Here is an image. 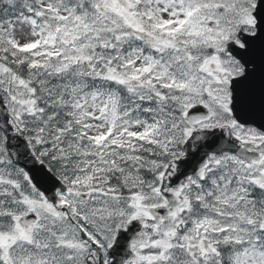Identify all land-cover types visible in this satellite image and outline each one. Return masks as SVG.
Masks as SVG:
<instances>
[{
    "label": "snow or ice",
    "instance_id": "1",
    "mask_svg": "<svg viewBox=\"0 0 264 264\" xmlns=\"http://www.w3.org/2000/svg\"><path fill=\"white\" fill-rule=\"evenodd\" d=\"M0 264H264V0H0Z\"/></svg>",
    "mask_w": 264,
    "mask_h": 264
}]
</instances>
